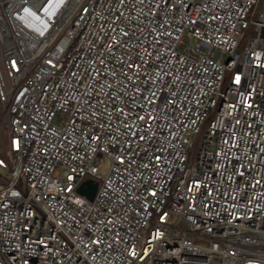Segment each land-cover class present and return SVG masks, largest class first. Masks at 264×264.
<instances>
[{
  "label": "built area",
  "instance_id": "obj_1",
  "mask_svg": "<svg viewBox=\"0 0 264 264\" xmlns=\"http://www.w3.org/2000/svg\"><path fill=\"white\" fill-rule=\"evenodd\" d=\"M242 253L264 0H0V264H264Z\"/></svg>",
  "mask_w": 264,
  "mask_h": 264
},
{
  "label": "water",
  "instance_id": "obj_2",
  "mask_svg": "<svg viewBox=\"0 0 264 264\" xmlns=\"http://www.w3.org/2000/svg\"><path fill=\"white\" fill-rule=\"evenodd\" d=\"M97 191V186L93 182L89 181L87 182L81 189L80 193L84 196H86L88 199L93 200L95 197ZM242 255H251V256H261L264 257V255L259 254H249V253H242Z\"/></svg>",
  "mask_w": 264,
  "mask_h": 264
},
{
  "label": "rangeland",
  "instance_id": "obj_3",
  "mask_svg": "<svg viewBox=\"0 0 264 264\" xmlns=\"http://www.w3.org/2000/svg\"><path fill=\"white\" fill-rule=\"evenodd\" d=\"M111 163L110 162H107L106 166L104 167V169H101L100 170V175L105 177L109 171V167H110Z\"/></svg>",
  "mask_w": 264,
  "mask_h": 264
}]
</instances>
